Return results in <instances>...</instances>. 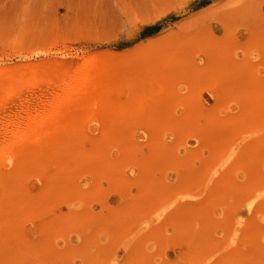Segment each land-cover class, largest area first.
Returning a JSON list of instances; mask_svg holds the SVG:
<instances>
[{
    "label": "rangeland",
    "instance_id": "rangeland-1",
    "mask_svg": "<svg viewBox=\"0 0 264 264\" xmlns=\"http://www.w3.org/2000/svg\"><path fill=\"white\" fill-rule=\"evenodd\" d=\"M0 146V264H264V0H0Z\"/></svg>",
    "mask_w": 264,
    "mask_h": 264
},
{
    "label": "bare ground",
    "instance_id": "bare-ground-1",
    "mask_svg": "<svg viewBox=\"0 0 264 264\" xmlns=\"http://www.w3.org/2000/svg\"><path fill=\"white\" fill-rule=\"evenodd\" d=\"M94 73H95L94 69L91 68L84 70L73 69L72 71L64 70L51 81L45 79L41 81L35 80L36 83L40 84V86L43 88V89L41 88L42 90L48 89V91L46 92L47 94L28 99L29 103L38 105L40 107V110L37 111V116L35 117L40 116V119H43V118H48L50 116H56V114L51 112L54 110H46L43 108L45 106L59 107L61 105H68L71 103L80 104L86 101V96H87L86 91L95 83ZM36 86L38 85L35 84V86H33L34 91L37 90ZM54 91L60 93L59 98L53 96L52 93H54ZM27 117H31V116H27ZM26 124L27 123H25V125ZM23 128L24 127H22V129ZM17 130L20 131V129ZM1 147L3 146H0V149Z\"/></svg>",
    "mask_w": 264,
    "mask_h": 264
}]
</instances>
